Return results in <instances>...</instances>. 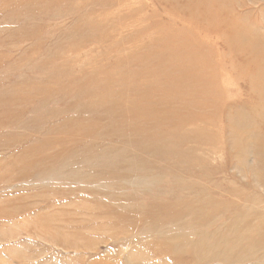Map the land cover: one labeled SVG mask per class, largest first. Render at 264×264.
<instances>
[{
	"label": "rangeland",
	"instance_id": "374dc122",
	"mask_svg": "<svg viewBox=\"0 0 264 264\" xmlns=\"http://www.w3.org/2000/svg\"><path fill=\"white\" fill-rule=\"evenodd\" d=\"M0 264H264V0H0Z\"/></svg>",
	"mask_w": 264,
	"mask_h": 264
},
{
	"label": "bare ground",
	"instance_id": "6f19581e",
	"mask_svg": "<svg viewBox=\"0 0 264 264\" xmlns=\"http://www.w3.org/2000/svg\"><path fill=\"white\" fill-rule=\"evenodd\" d=\"M253 81V80H252Z\"/></svg>",
	"mask_w": 264,
	"mask_h": 264
}]
</instances>
